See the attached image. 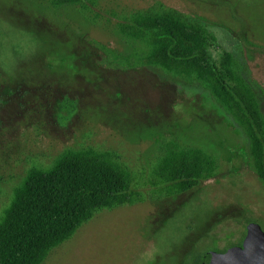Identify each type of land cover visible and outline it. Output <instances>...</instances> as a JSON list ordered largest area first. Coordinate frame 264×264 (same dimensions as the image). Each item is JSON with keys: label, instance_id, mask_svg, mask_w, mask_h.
Returning <instances> with one entry per match:
<instances>
[{"label": "rangeland", "instance_id": "374dc122", "mask_svg": "<svg viewBox=\"0 0 264 264\" xmlns=\"http://www.w3.org/2000/svg\"><path fill=\"white\" fill-rule=\"evenodd\" d=\"M159 5L206 24L217 37L213 60L234 54L264 95V0H102L97 11L114 27L126 11ZM104 25L37 0H0V214L30 168L70 147L118 151L142 167L161 141L175 138L212 153L217 177L180 196L162 224L154 201L101 211L44 264L197 263L241 246L256 227L264 231V183L250 168L247 141L206 93L177 81L157 88L150 78L127 80V71L108 79L102 68L76 79L70 52L83 36L132 50ZM147 106L159 116H138Z\"/></svg>", "mask_w": 264, "mask_h": 264}, {"label": "trees", "instance_id": "16d2710c", "mask_svg": "<svg viewBox=\"0 0 264 264\" xmlns=\"http://www.w3.org/2000/svg\"><path fill=\"white\" fill-rule=\"evenodd\" d=\"M37 1L47 10L74 9L93 26L105 23L106 31L132 45L129 53H120L83 36L70 52L76 79L98 77L97 69L102 68L101 75L108 79L127 71V80L150 78L157 88L171 87L175 81L196 85L245 137L250 168L264 183V95L234 54L224 53L218 63L213 60L209 48L217 37L206 24L159 5L126 11L113 27L109 20L103 22L102 0ZM146 112L151 118L159 116L148 106L141 107L138 116ZM155 152L149 166L137 167L118 151L81 144L49 165H34L0 214V264H44L104 210L154 201L155 219L162 224L178 209L180 196L219 173L212 153L183 146L175 138L161 141Z\"/></svg>", "mask_w": 264, "mask_h": 264}, {"label": "water", "instance_id": "95a60500", "mask_svg": "<svg viewBox=\"0 0 264 264\" xmlns=\"http://www.w3.org/2000/svg\"><path fill=\"white\" fill-rule=\"evenodd\" d=\"M200 264H264L263 229L256 227L248 231L241 246L225 253L208 252Z\"/></svg>", "mask_w": 264, "mask_h": 264}]
</instances>
